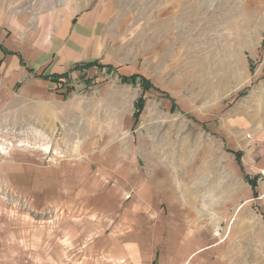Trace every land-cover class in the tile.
Returning <instances> with one entry per match:
<instances>
[{"label":"rangeland","instance_id":"rangeland-1","mask_svg":"<svg viewBox=\"0 0 264 264\" xmlns=\"http://www.w3.org/2000/svg\"><path fill=\"white\" fill-rule=\"evenodd\" d=\"M1 16L8 49L36 68L46 39L38 69L69 72L38 100L0 85V264H264L261 4L0 0Z\"/></svg>","mask_w":264,"mask_h":264},{"label":"crops","instance_id":"crops-1","mask_svg":"<svg viewBox=\"0 0 264 264\" xmlns=\"http://www.w3.org/2000/svg\"><path fill=\"white\" fill-rule=\"evenodd\" d=\"M256 3L261 4L264 8V0H255ZM1 16L0 19H2ZM22 20L28 18L26 15L21 14L20 17ZM11 20H14L13 18ZM8 22V20H6ZM14 23V22H12ZM2 24V23H1ZM27 42V41H26ZM44 42L47 43L46 39L41 45H43V51L41 52V45L38 46L34 55H29L32 61H36L37 67L30 66L25 60L24 53L21 50H12L8 49L5 46V43H10L9 39L7 40V35L0 27V53H1V69L0 70V85L5 89H10L8 87H17L22 92L24 96L31 100H38L44 98L43 91L44 87L41 84L51 83V82H60L55 81L51 78L53 75L65 74L69 70H39V66L47 61L48 53L44 50ZM38 69V70H37ZM51 96L53 94L49 93ZM2 95V94H1ZM194 238V236H192ZM189 244V243H188ZM188 248V247H187Z\"/></svg>","mask_w":264,"mask_h":264},{"label":"trees","instance_id":"trees-1","mask_svg":"<svg viewBox=\"0 0 264 264\" xmlns=\"http://www.w3.org/2000/svg\"><path fill=\"white\" fill-rule=\"evenodd\" d=\"M90 64H93V62L90 63ZM86 65L88 66V63H86ZM77 68H78V67H77ZM66 75H67V73H65V74H60V75H53V76H51V78L54 79L55 81H61V78L65 77ZM136 75H137V74H135V76H134V75H133V76H130V78H131V79H136ZM146 90H147V89L145 88V91H146ZM140 111H141V109L139 108V112H135V117H137L136 114L140 113Z\"/></svg>","mask_w":264,"mask_h":264}]
</instances>
